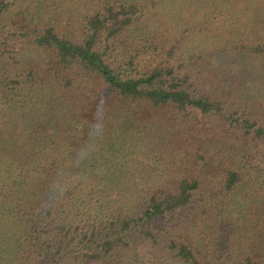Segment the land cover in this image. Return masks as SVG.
I'll return each instance as SVG.
<instances>
[{
  "label": "trees",
  "instance_id": "16d2710c",
  "mask_svg": "<svg viewBox=\"0 0 264 264\" xmlns=\"http://www.w3.org/2000/svg\"><path fill=\"white\" fill-rule=\"evenodd\" d=\"M0 264H264V0H0Z\"/></svg>",
  "mask_w": 264,
  "mask_h": 264
},
{
  "label": "clouds",
  "instance_id": "9594fccd",
  "mask_svg": "<svg viewBox=\"0 0 264 264\" xmlns=\"http://www.w3.org/2000/svg\"><path fill=\"white\" fill-rule=\"evenodd\" d=\"M104 117H105V109L103 105H98L94 120L95 123L89 125V131L88 135L90 138H97L103 135L104 131ZM92 145H88L85 148H82L79 152L76 154L75 163L76 165H79L83 160L87 159L90 151L92 150ZM51 194L53 196H63L66 191V185L62 183L61 181H56L51 185Z\"/></svg>",
  "mask_w": 264,
  "mask_h": 264
}]
</instances>
